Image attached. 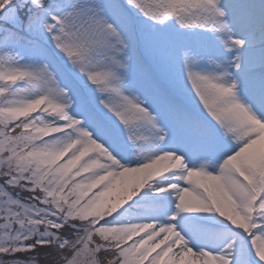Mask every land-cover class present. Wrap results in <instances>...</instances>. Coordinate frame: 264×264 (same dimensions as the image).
Segmentation results:
<instances>
[{
    "label": "snow or ice",
    "instance_id": "obj_1",
    "mask_svg": "<svg viewBox=\"0 0 264 264\" xmlns=\"http://www.w3.org/2000/svg\"><path fill=\"white\" fill-rule=\"evenodd\" d=\"M0 264H264V0H0Z\"/></svg>",
    "mask_w": 264,
    "mask_h": 264
}]
</instances>
